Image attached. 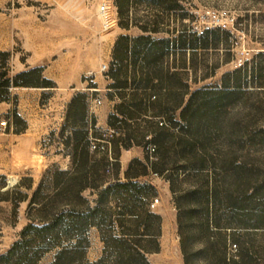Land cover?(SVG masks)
Here are the masks:
<instances>
[{
    "label": "rangeland",
    "instance_id": "374dc122",
    "mask_svg": "<svg viewBox=\"0 0 264 264\" xmlns=\"http://www.w3.org/2000/svg\"><path fill=\"white\" fill-rule=\"evenodd\" d=\"M103 3L108 8L104 16L98 11ZM164 6L166 11L162 12L153 10L152 3L143 0L130 3L128 11L124 8V15L127 13L130 21L127 29L119 25L120 21L125 24V20L119 19L114 0H0V52L7 53L0 55V75L13 76L19 68L36 62L44 64L47 71L54 69L57 74L66 75L64 83L68 82V86L62 89L26 91L28 96L30 93L40 94L38 104H29L22 116L15 111L23 123L14 126L10 116L12 130L25 126L23 132H13L17 139H22V144L14 152L7 149L9 139L14 137L8 131V123L0 132V177L3 176L6 183L2 190L9 191L5 195L0 192L4 197L0 200V254L10 248L30 219L38 215L33 209L37 203L54 191L52 174L59 169L65 170L64 167L71 168V157H66L69 148L64 145L69 131L65 123V100L72 91L71 80L75 75L70 69L77 67L75 69H79L82 79L80 85L73 87L77 88L74 89L76 92L98 94L93 95L88 107L94 120L89 124L90 137L103 138L110 129L117 130L121 127L119 123L112 128L107 122L118 101L106 97L110 81L105 73L109 69L112 47L119 35H138L141 33L139 27L150 25L149 21L158 22L160 32L155 37H168L167 30L173 32L174 37L182 31H196L201 36L207 29H220L208 35L207 41H203L193 55L177 52L164 59L165 66L186 71L182 73H185L183 77L187 78L185 81L189 83L190 92L206 87L223 89L226 79L232 84L230 78L235 69L246 65L249 70L248 76L241 77L238 96L216 117H201L196 125L190 126L179 118L178 110L174 119L179 125L175 127H170L161 116L153 118L154 121H162L170 131L189 137L195 130L194 138L206 146L203 151L213 153L215 159L231 152L237 160L251 162L253 168L264 176V0H166ZM224 31L228 32V37ZM67 53L74 54L73 62L65 58ZM103 65H106L105 71L101 70ZM257 65L262 67L260 72L253 69ZM89 86H96L101 91L96 92ZM15 92L17 90H12ZM188 96L186 93L185 100ZM0 97L6 98V94L2 93ZM16 97V94L12 96L14 105L17 104ZM95 98L101 101L99 105L93 104ZM27 125H30L28 130ZM148 129L143 125L138 127L139 132ZM152 145L145 143L121 148L117 166L119 176L123 177V172L134 159L153 160ZM119 148L112 142L105 151L92 155L97 159L104 157L112 164ZM136 167L134 163L133 170ZM138 181L152 184L151 198L159 199L153 212L164 216L159 251L147 256L150 263L186 264L180 248L181 238L186 237V249L192 254L189 264H219L218 251L223 244L219 238L200 232L193 220L184 222L186 227L179 230L169 183L150 170L147 177ZM96 193L97 190L92 189H85L82 193L90 206L94 205ZM110 205L114 206L113 213L119 211L114 204ZM222 230L227 235L224 264H264V228ZM86 236L89 240L86 257L95 261L103 249L100 234L95 227H90ZM234 243L237 246L231 250ZM55 253L56 250L46 252L38 264L50 263Z\"/></svg>",
    "mask_w": 264,
    "mask_h": 264
},
{
    "label": "trees",
    "instance_id": "16d2710c",
    "mask_svg": "<svg viewBox=\"0 0 264 264\" xmlns=\"http://www.w3.org/2000/svg\"><path fill=\"white\" fill-rule=\"evenodd\" d=\"M135 1L114 0L119 19L125 20V24L119 22L121 27L129 28L130 21L128 14L124 15V8L128 11L129 4ZM143 1L152 3L153 10L166 11V0ZM149 22L150 25L139 27L141 33L138 35L121 34L116 38L105 73L110 81L106 97L118 100L107 122L112 128L117 123L121 126L114 129L115 134L110 139V146L112 142L120 146L115 163H109L104 157H93L100 151H91L89 145L87 126L94 123L88 110L90 95L76 92L65 115L70 133L65 137L64 145L69 148L71 168L59 169L52 174L54 191L33 208L38 215L30 219L10 248L0 254V264H38L51 250L56 253L48 264H151L147 256L159 251L162 218L148 207L154 189L152 184L138 181L147 177L149 170L169 183L180 231L186 227L184 222L193 220L196 229L215 235L223 243V251L222 248L218 251L219 264H224L226 259L227 235L222 229L264 228V176L251 162L239 161L231 152L215 159L213 153L203 151L205 144L194 138L195 130L189 137L174 133L162 121L153 119L161 116L170 127H175L179 125L174 119L178 110L179 118L190 126L196 125L201 117H216L238 96L241 77L249 75L247 66L235 69L231 73L232 84L226 79L223 89L206 87L190 92L187 78L183 77L185 73H182L186 71L165 66L164 59L177 52L193 55L202 42L207 41L208 35L220 29H207L201 36L196 31H182L174 37L173 32L167 30L168 37H155L160 32L158 22ZM224 33L228 37V32ZM0 55L7 53L0 52ZM253 69L260 72L262 67L257 65ZM41 72V67H35L14 76L2 73L0 96L3 93L6 98L0 97V101L8 99L11 86H51L52 82L42 78ZM186 93L189 96L185 100ZM11 119L14 126L23 123L15 111ZM140 125L150 129L139 132ZM24 129L25 126L13 129V132L20 133ZM145 143L153 144L154 159L132 160L120 177L117 169L120 149ZM134 163L136 170L132 168ZM5 186L1 176V195L9 192L2 190ZM85 189L97 190L93 206L82 195ZM3 199L0 196V200ZM110 204L119 211L113 213L114 206ZM90 227L98 230L103 243L102 254L95 261L86 257L89 247L86 232ZM186 239L181 238L180 248L185 263L189 264L192 254L186 249Z\"/></svg>",
    "mask_w": 264,
    "mask_h": 264
},
{
    "label": "crops",
    "instance_id": "0c3cea01",
    "mask_svg": "<svg viewBox=\"0 0 264 264\" xmlns=\"http://www.w3.org/2000/svg\"><path fill=\"white\" fill-rule=\"evenodd\" d=\"M97 56V55H96ZM95 56V57H96ZM74 54L73 53H67V55L65 56V58L67 60H69L70 62H73L74 61ZM94 57V55H93ZM108 56H106L107 58ZM63 58V57H62ZM73 58V59H72ZM97 58V57H96ZM91 61V59H90ZM71 65V64H70ZM35 67H41L42 68V78H44L45 80H48L50 82H52L51 86H11L8 88V91H9V94L11 92L10 95H8V99L6 100H3V101H0V123L1 121H4V120H9L10 119V116L11 114L16 111L17 114L21 115L23 114V112H25V108L30 104H34L35 106L38 104V98H39V93H30L31 96H28V93L26 92L27 90H38V91H44V90H56V89H62L61 87H66L68 86V82H65V80H67L66 78V75H59L56 73V71L54 69L52 70H48L45 69V66L44 64H37L35 62V64H30L29 66H23L22 68H19L18 71H16L14 73V75L20 73V72H23V71H26L28 69H31V68H35ZM77 68V67H75ZM70 69L72 70V72H75V75H73V78L71 80L72 84V91H70L68 94H67V97H66V100H65V103L66 105H68V103L70 102L71 98L74 96L75 94V90L77 88H73V87H77L78 85H80L82 83V79L80 77V72L77 71L79 69ZM13 75V76H14ZM70 85V84H69ZM75 89V90H74ZM12 90H17V92L15 93H12ZM96 90V92H100L101 90L100 89H94ZM105 90V89H104ZM16 94L17 97H16V101H17V104L15 103L14 105V102H13V98L12 96ZM92 93H90L89 95V100H88V105L91 103L92 99L94 96L91 95ZM94 95L98 96L97 93H94ZM30 97V98H29ZM96 99V98H95ZM89 107V106H88ZM16 108V109H14ZM90 113V111H89ZM90 115V114H89ZM22 116V115H21ZM12 122V121H11ZM9 121V124H8V131L10 134L13 133V130H12V123ZM30 128V125H27V128L26 130H28ZM87 131H88V136L90 137V126L88 124L87 126ZM70 132H68L69 134ZM23 134V133H22ZM14 137L10 140L8 146H7V149L10 153L14 152L15 149L17 148L18 145L22 144V139H17V135L16 134H12ZM9 152H6V153H9ZM70 156L69 155V151H68V154L66 155V157ZM65 169H67L68 167H64ZM161 218H162V224H163V221H164V216L159 212L158 213Z\"/></svg>",
    "mask_w": 264,
    "mask_h": 264
},
{
    "label": "built area",
    "instance_id": "2783aa9c",
    "mask_svg": "<svg viewBox=\"0 0 264 264\" xmlns=\"http://www.w3.org/2000/svg\"><path fill=\"white\" fill-rule=\"evenodd\" d=\"M107 9H108L107 5L104 3L98 7V11L102 16L105 15V13L107 12ZM222 26L225 27L226 25L223 24ZM105 69H106V65H103L101 70L105 71ZM93 102H94L93 104L95 106L99 105L101 103V101L99 99H94ZM6 124H7V122L0 123V132L4 130V127ZM114 134H115V131L113 129H110L108 135H104L103 138H91L90 137V143H89L90 150L91 151H93V150L105 151L107 149V147L110 146V139L114 136ZM151 150L153 151V148H151ZM158 203H159L158 198H152L149 202V205H148L149 209L152 211L155 210ZM235 248H236V245L232 244L230 249L235 250Z\"/></svg>",
    "mask_w": 264,
    "mask_h": 264
}]
</instances>
